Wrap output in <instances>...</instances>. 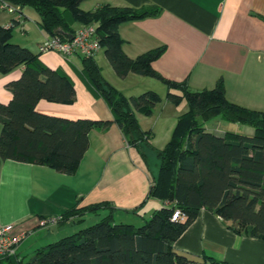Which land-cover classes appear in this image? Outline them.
<instances>
[{
	"label": "crops",
	"instance_id": "0c3cea01",
	"mask_svg": "<svg viewBox=\"0 0 264 264\" xmlns=\"http://www.w3.org/2000/svg\"><path fill=\"white\" fill-rule=\"evenodd\" d=\"M103 4L159 8L156 15L120 24L122 49L129 57L164 48L152 67L165 78L186 82L193 91L213 88L222 80L229 101L264 111V0H84L80 8L89 11ZM27 8L35 11L34 19L29 18ZM22 12L20 18L9 11H0V26L19 24L24 33L21 39L11 40L29 48L44 66L67 76L75 88L72 101L41 99L36 110L72 120L111 122L106 128L93 127L89 131V148L73 174L0 156V228L12 224L14 233L25 234L17 257L27 262L25 256L31 259L39 249L104 216L112 214L117 223L139 226L165 206L166 201L150 194L158 167L153 160L158 157L157 151L170 141L178 119L189 110V104L185 99L179 103L170 101L169 91L181 92L169 89L165 82L152 76L130 72L120 77L106 57L104 47L95 54L104 79L125 96L136 97L152 90L161 97L151 114L135 111L149 144L142 156L127 142L106 100L84 79L82 57L66 58L58 52L39 54L38 44L50 34L40 26L35 9L26 6ZM83 24L75 22L74 30ZM24 69L25 65H19L8 72L0 71L1 103L11 101L13 93L8 83L20 78ZM205 122L202 121L203 127L208 131ZM2 127L0 123V134ZM103 203L107 205L96 212L63 217L70 208ZM51 218H57V222L40 225L41 220ZM84 223L87 225L83 226ZM232 225V221L202 208L173 248L194 260L192 264H214L211 259L229 264H264V239L238 232Z\"/></svg>",
	"mask_w": 264,
	"mask_h": 264
},
{
	"label": "trees",
	"instance_id": "16d2710c",
	"mask_svg": "<svg viewBox=\"0 0 264 264\" xmlns=\"http://www.w3.org/2000/svg\"><path fill=\"white\" fill-rule=\"evenodd\" d=\"M20 7L30 6L40 16V26L51 35L58 30L72 35L73 24H96L105 54L120 77L130 72L152 76L165 82L167 98L179 103L185 99L189 110L180 116L165 148L157 151L160 167L150 194L166 201L142 225L117 223L112 214L79 231L39 249L27 262L17 254L0 259V264H192L194 260L177 253L173 244L195 220L202 208L215 212L232 227L253 237L264 239V111L233 103L226 97L222 80L215 87L190 90L186 82L161 75L152 62L164 48L150 50L131 58L122 49L119 35L122 22L156 15V6L129 8L103 4L93 10L80 8L84 0H7ZM12 27L0 26V71L8 72L19 65L25 69L17 80L8 83L13 97L0 102V156L53 167L73 174L89 148V131L106 128L110 121L87 118L67 119L40 113L41 99L70 102L75 88L70 79L44 66L29 48L11 40ZM83 77L112 112L127 142L142 156L147 134L140 128L136 110L151 114L161 101L152 90L127 97L102 76L95 56H81ZM222 115L232 122L252 125V135L206 131L202 121ZM144 143V144H143ZM106 203L70 208L63 217L98 211ZM175 208L184 220H172ZM214 264H229L211 259Z\"/></svg>",
	"mask_w": 264,
	"mask_h": 264
},
{
	"label": "built area",
	"instance_id": "2783aa9c",
	"mask_svg": "<svg viewBox=\"0 0 264 264\" xmlns=\"http://www.w3.org/2000/svg\"><path fill=\"white\" fill-rule=\"evenodd\" d=\"M0 11H9L18 17H23L20 6L7 0H0ZM7 27H14L11 22ZM102 48L96 24H83L73 32L71 38L61 35H51L38 44V53L58 52L66 58L73 56H95ZM186 215L178 208L172 214V220H184ZM57 218L44 219L40 225L53 224ZM14 226L7 224L0 228V259L8 258L17 254L20 242L25 234L14 233Z\"/></svg>",
	"mask_w": 264,
	"mask_h": 264
},
{
	"label": "rangeland",
	"instance_id": "374dc122",
	"mask_svg": "<svg viewBox=\"0 0 264 264\" xmlns=\"http://www.w3.org/2000/svg\"><path fill=\"white\" fill-rule=\"evenodd\" d=\"M26 10L28 12L29 18H31V20L34 19L36 16L35 11L32 9H29V8H27ZM21 33L23 34L24 31L22 32L20 29V25L16 24L14 26V29L12 30V35H13L12 37L20 38ZM204 126H206L208 131L214 132V133H217V132H215L216 130L217 131H231V132H237V133H242V134H247V133H250V131H254V127L252 125L228 121L222 115L216 116V117L208 120L207 122H205ZM144 145L146 146V144H144ZM156 161L158 163V167H157V173H158V170L160 167V158L157 157L153 160V162H156ZM157 173H156V175H157ZM156 175L154 176V178L156 177ZM87 223H89V222H87ZM84 225L86 226L87 224L84 223L83 226ZM139 225H141V224H139ZM29 258H30V256H25L24 259H25V261H27V260H30Z\"/></svg>",
	"mask_w": 264,
	"mask_h": 264
},
{
	"label": "water",
	"instance_id": "95a60500",
	"mask_svg": "<svg viewBox=\"0 0 264 264\" xmlns=\"http://www.w3.org/2000/svg\"><path fill=\"white\" fill-rule=\"evenodd\" d=\"M20 9L22 10L23 9V7H20ZM58 33L59 34H63L65 37H67V38H71V36L72 35H70V34H65L62 30H58Z\"/></svg>",
	"mask_w": 264,
	"mask_h": 264
}]
</instances>
